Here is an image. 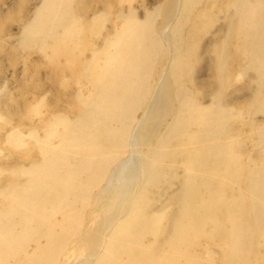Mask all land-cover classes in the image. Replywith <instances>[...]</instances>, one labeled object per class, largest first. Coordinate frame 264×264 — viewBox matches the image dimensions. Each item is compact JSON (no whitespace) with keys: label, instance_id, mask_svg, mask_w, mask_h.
I'll list each match as a JSON object with an SVG mask.
<instances>
[{"label":"bare ground","instance_id":"bare-ground-1","mask_svg":"<svg viewBox=\"0 0 264 264\" xmlns=\"http://www.w3.org/2000/svg\"><path fill=\"white\" fill-rule=\"evenodd\" d=\"M126 1L21 21L13 52L38 59L8 112L0 264H264V0Z\"/></svg>","mask_w":264,"mask_h":264},{"label":"rangeland","instance_id":"rangeland-1","mask_svg":"<svg viewBox=\"0 0 264 264\" xmlns=\"http://www.w3.org/2000/svg\"><path fill=\"white\" fill-rule=\"evenodd\" d=\"M76 1L78 2L79 0ZM159 1L160 0H127L125 5H131L132 8L136 9L141 14V11L143 12ZM39 2L40 0H0V122H2L0 123V161L12 158L14 155L22 153V151L25 152L23 147L13 148L5 142L7 134L12 128L17 127L18 124L17 121L8 116V112L11 110L17 111L21 101L31 99L29 88L36 74L33 71L28 72L27 64L30 61L37 60L38 54L34 50H27V48H24L25 50H17V52H13V49L15 45L18 44L19 39H21L22 19L30 17L34 9L39 5ZM112 15L110 16L111 19H113ZM160 18L161 14L157 17L155 24L159 22ZM218 25V21L212 24L210 30H208V32L206 31V34H203V41L210 36ZM161 44L164 51H171L168 43L163 41ZM194 47L193 48L196 49L198 46ZM194 65V70L198 71V63ZM41 72L40 75H43ZM206 77L208 76L205 74L203 75L201 72H198L196 76L198 79H204ZM241 81V78H237L238 83ZM22 89L24 92H22ZM39 112L40 115L37 117L36 114L30 116L31 124H37L39 117L45 115V107L40 108ZM136 115L139 117L140 112ZM257 119H260V115H257ZM28 127L29 125L20 126L19 130L26 132ZM40 134L42 135V131H37V135L41 136ZM1 163L2 162H0V164ZM67 251L68 249L66 248L62 256L57 258L55 264H62V257L66 255ZM70 261L71 259H67L66 262L69 263Z\"/></svg>","mask_w":264,"mask_h":264}]
</instances>
